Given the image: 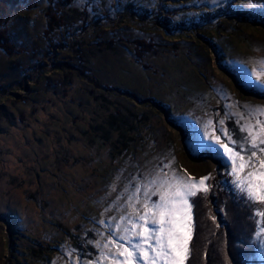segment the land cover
Here are the masks:
<instances>
[{
  "label": "rangeland",
  "instance_id": "obj_1",
  "mask_svg": "<svg viewBox=\"0 0 264 264\" xmlns=\"http://www.w3.org/2000/svg\"><path fill=\"white\" fill-rule=\"evenodd\" d=\"M158 1L75 0L67 9L77 18L70 31L83 41L85 61L64 41L71 35L64 30L61 48L45 55L47 0L9 21L21 51L8 56L0 49V264H110L100 259L104 237L132 211L133 194L143 201L162 172L230 175L232 183L230 161L214 137L243 147L242 126L258 130L257 121L264 122L248 107H264V75H257L264 74V10L259 0H184L183 8L172 5L174 19L188 18L164 25ZM230 2L236 14L204 15ZM136 38H152L158 52L139 62ZM110 39V47H99ZM69 70L72 82L62 86ZM91 80L154 101L103 91ZM110 114L124 136L113 131ZM257 208L252 254L264 264ZM66 231L86 235L83 255L70 248Z\"/></svg>",
  "mask_w": 264,
  "mask_h": 264
},
{
  "label": "trees",
  "instance_id": "obj_2",
  "mask_svg": "<svg viewBox=\"0 0 264 264\" xmlns=\"http://www.w3.org/2000/svg\"><path fill=\"white\" fill-rule=\"evenodd\" d=\"M75 0H47V5L44 10L46 16L45 27L42 30L43 36L46 41L47 51L46 56L53 53V49H60L61 31L71 33V29H75L77 18H74L70 12H68V6ZM166 0H159L157 4L156 16L167 25L168 22L180 23L183 19H187L188 16L181 13L180 20H175L174 8H183L186 4L184 0H172L173 2L166 4ZM257 2V0H254ZM260 1V9L264 10V0ZM41 0H0V49L3 50L8 56H13L15 53L21 51L16 47L12 40L11 32L8 29L9 21L19 12L23 10H33L39 6ZM234 2V1H233ZM230 2L226 9L223 6L217 9L212 8L206 10L204 14H208L211 11L218 12L220 15L236 14V7L233 5L235 2ZM179 3H182L181 5ZM175 6V7H172ZM132 7V6H131ZM216 10V11H215ZM223 10V11H222ZM81 19L87 18V11L83 9L81 13ZM69 33V34H70ZM71 39V40H70ZM67 41L69 48L78 57L80 61H85V51L81 49L83 41H78L73 37V34L68 37ZM115 42L114 39H110L108 43L98 41L99 47L111 46ZM133 45V51L136 59L142 62L144 56L148 53L156 54L158 47L156 42L152 38L143 39L136 38L131 41ZM69 66L68 64H66ZM144 66L147 67L146 64ZM72 70H69L64 78L59 81V84L65 86L72 82L71 78ZM84 75L85 70H81ZM96 88L108 91L111 93H117L130 97L138 102L154 101L153 98H143L137 95L135 92L128 89L119 88L117 86L103 84L91 80ZM89 93L94 96L95 99H99L101 94H96L94 89L90 88ZM105 99V98H104ZM160 104V102H158ZM115 117L113 114L109 115V124L114 125ZM110 121H113L110 122ZM114 127V126H113ZM109 130H106L108 132ZM113 131H119L121 136H124V132L113 128ZM210 189L208 193H199L192 200L195 203L193 208L194 214V229L193 236L190 242V256L187 264H263L261 261L256 260L255 252L252 254L253 249H256L254 242L252 241V235L254 230L253 210L256 206L259 209L264 210V205L256 204L250 205V203L243 197L231 183V176L214 177L209 180ZM222 224V225H221ZM8 230L12 232V226L8 227ZM68 236V243L70 248L74 249L76 253L82 254L88 244L86 242V235L79 237L72 232L66 231ZM22 249H28L34 253L44 250L43 245L36 251L32 246L20 244ZM47 247V246H45ZM35 249V250H34ZM85 253V252H84ZM83 253V254H84ZM82 254V255H83ZM12 257H10L11 259Z\"/></svg>",
  "mask_w": 264,
  "mask_h": 264
},
{
  "label": "snow or ice",
  "instance_id": "obj_3",
  "mask_svg": "<svg viewBox=\"0 0 264 264\" xmlns=\"http://www.w3.org/2000/svg\"><path fill=\"white\" fill-rule=\"evenodd\" d=\"M248 107L253 113L264 115V107ZM257 125L258 130L255 125L242 126L241 130L248 133L243 147L231 137L229 140L235 147L222 142L219 136L214 137L230 161L232 183L250 205H264V158L259 155L264 153V122L258 120ZM165 167L171 168V165ZM210 178L174 170L162 172L149 182L150 192H145L143 201L133 194L128 204L132 211L114 222L115 234L104 237L107 242L102 246L100 259L110 264H187L194 229L192 198L201 192L208 193L210 186L206 182ZM139 191L137 188L136 193ZM150 195L158 196V200H151ZM255 216L261 225L257 239L264 242V210L257 208Z\"/></svg>",
  "mask_w": 264,
  "mask_h": 264
}]
</instances>
